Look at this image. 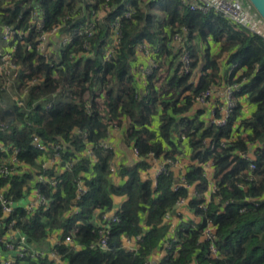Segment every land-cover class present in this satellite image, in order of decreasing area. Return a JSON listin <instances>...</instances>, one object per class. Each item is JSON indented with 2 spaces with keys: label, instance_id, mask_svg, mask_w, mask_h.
Masks as SVG:
<instances>
[{
  "label": "trees",
  "instance_id": "obj_1",
  "mask_svg": "<svg viewBox=\"0 0 264 264\" xmlns=\"http://www.w3.org/2000/svg\"><path fill=\"white\" fill-rule=\"evenodd\" d=\"M145 5L156 6L163 16L154 19L144 10ZM128 7L133 12L120 18L116 44L104 58L114 36L111 22L120 9ZM100 10L105 13L103 20L98 17ZM90 21L92 33H84ZM5 27L12 35L0 48L12 54L15 68L0 74V94L8 91L1 87L3 81L10 82L13 95L24 90L26 94L25 110L15 102H0V122L5 125L0 130V142L18 147V158L30 170L0 178V187H5L16 202L7 217H1L0 208L3 223L15 219L18 229L35 246L49 245L48 235L58 231L56 254L68 264H147L160 250L166 254L155 264H264L262 36L214 12L190 10L181 0H0L1 40ZM181 28H186L187 50L194 59L191 66L203 63L204 74L194 85L189 81L190 72L172 73L168 68L161 75L154 70L145 78L144 93L137 78L136 66L141 61L137 47L143 42L150 47L159 45L158 55L154 51L152 56L161 69L167 57L176 53L168 44ZM75 29L80 33L68 43H59L61 34H71ZM50 31L49 37L55 35L58 40L48 53L41 47V36ZM208 37L218 45L215 52ZM224 55L226 66L236 63L231 71L225 69L224 62L219 64ZM234 76V81L247 78L241 93L255 105L249 117L241 114L240 98L223 127L206 125L198 111L185 114L192 106L191 95L214 84L222 85L224 80L232 82ZM122 117L129 120L127 139L141 159L133 165H121L117 173L126 179L115 184L110 177L114 153L100 143ZM156 118L157 128L152 126ZM33 134L46 147L45 158L58 151V161L48 168L41 166V154L32 145ZM229 137L232 139L221 144V139ZM183 139L198 163L188 166L182 180L171 171L160 174L155 184L141 177L149 153L175 158ZM87 147L93 157L82 154ZM249 150L254 155L252 170L248 169L250 161L237 153ZM6 153L0 148V159ZM205 161L212 163L217 187L207 203L203 194L207 181L199 164ZM31 167L47 181L37 183ZM52 176L56 177L55 185L48 181ZM80 181L87 189L78 198ZM181 181L194 185L198 195L189 197L186 187L177 185ZM34 183L48 201L47 207L26 212V192ZM116 195L125 197L114 212L117 220L105 221L103 215L112 209ZM182 198L188 199V207L200 220H187L170 232L164 216ZM208 222L215 228L212 242L202 238ZM105 224L109 233L105 247H101L99 228ZM68 234L78 249L64 242ZM122 237L135 238V249L123 248ZM164 242L177 244L176 250L166 248ZM210 244L216 248V256H210ZM5 251L0 244V253ZM21 262L42 264L44 260L17 258L16 263Z\"/></svg>",
  "mask_w": 264,
  "mask_h": 264
},
{
  "label": "built area",
  "instance_id": "obj_2",
  "mask_svg": "<svg viewBox=\"0 0 264 264\" xmlns=\"http://www.w3.org/2000/svg\"><path fill=\"white\" fill-rule=\"evenodd\" d=\"M181 2L185 3L190 10H197L201 12H214L216 14L221 15L223 18L227 19L228 21L232 22L233 24H236L241 27H245L248 30L262 36L264 39V32L260 30V27L258 26V20H262L252 4L249 2V0H181ZM133 12V9L128 7L126 9H120V12L118 15L114 18V20L111 22V28L112 33L114 34L113 40L110 45H108L105 49V57L107 58L110 56L111 52L113 51V47L116 44V37L119 34V20L121 17H129L131 13ZM42 13L39 12L38 15H41ZM37 15V16H38ZM38 17H36L37 19ZM88 26L83 30L84 33L91 34L93 31V24L92 22H88ZM38 27H42V22L38 24ZM59 26L56 27V31L58 30ZM181 32H176L170 43L168 44V49H174L176 52L174 55H170V58L167 57V60L165 61V65H162L161 69L158 67V59L156 60L152 55L154 51H156L157 55L159 52V45H156L154 47H150V45H147L146 43H141L137 50L140 52V56L143 57L144 62H139L136 66L137 69V78L139 81V84L141 88H143V92L146 93V81L145 78L147 75H150L154 72V70L160 71L161 75H164L167 72V69L172 71V73L178 72L179 74L183 73H189L190 72V78L189 81L196 85L200 77L204 74L202 71L203 63H198L194 68H192L191 63L193 62V57L190 56L187 47L189 45V40L186 34V28H181ZM81 30L75 29L73 33H63L59 37V43L65 44L68 43L72 36L75 34H79ZM53 33L50 31L48 34H44L41 36V47L44 48L43 43L47 40L49 37V34ZM12 31L9 28H4L2 38L8 42L11 38ZM11 49V46L8 50ZM155 53V55H156ZM12 54H10L9 51H4L0 48V74L6 75L9 74V71L12 68H15V66L12 63ZM236 66V63H232L228 65V71H231ZM163 71V72H162ZM237 75V74H236ZM236 76H234L232 79V82L223 81L222 85L214 84L209 86L208 88L201 90L195 95H191L192 99V106L189 109L188 112L185 114H194L196 111L200 113V117L204 121L206 125H216L219 127H223L226 124L229 123L230 118L233 115V111L237 105V99L241 96H245L244 93H241V87L243 82L247 80V78L241 79L240 81H234ZM9 82V81H8ZM5 83V86H3L5 89H8V91L11 89L10 82L9 87H7ZM159 84V82H157ZM189 91H186L188 93ZM25 90L21 93H16L13 95L12 102H15L17 106L22 108V110H25ZM54 100L46 103V106L49 107ZM199 106H206L208 108V115L207 117H204V111H202L200 108L196 109L195 105ZM28 126H31V123L29 121H26L25 123ZM5 125L0 122V130L4 129ZM232 137H229L228 139H221V144H224L225 141L231 140ZM32 145L38 152L41 154V166L43 168H48L50 165L56 163L58 161V151H56L55 154L51 155V157L45 158V155H48L45 151L46 147L44 146L42 140L38 135L33 134L32 135ZM100 145L104 149L111 150L114 153L113 146L106 140L102 141ZM214 144H212L211 147H213ZM0 148L7 152V156L3 159H0V178L1 177H12L14 175L23 174L25 172H29L30 167L25 165L23 162L20 161L18 158V151L19 148L15 147L13 145L5 146L2 142H0ZM58 146H56V149ZM133 151L137 156V162L139 159H141L138 156L137 149L133 147ZM238 154H241L243 157L248 159L250 161L248 169L252 170L255 168L254 163L252 162V155L249 151L247 152H241L237 151ZM83 155L91 156L93 157V151L90 149V147H87L82 152ZM176 157V156H175ZM146 158H149L150 164L147 166L146 170H151V176L150 179L154 184L156 183V178L162 174L167 173L168 171H172L170 169V165L175 162L176 158H168L163 156H155L153 153H149L144 160L146 161ZM161 160L160 163L157 166L151 165V160ZM163 159V160H162ZM134 162V163H135ZM195 164L198 162L194 161ZM68 163L67 165H70ZM199 164H202L203 169V175L205 176V165L212 166L211 161H205L199 162ZM32 168V167H31ZM35 175V181L37 183L39 182H45L47 181L46 176H44L37 168H32ZM111 174L114 173L117 170V166L114 163V159L111 161L110 165ZM214 171V169H213ZM184 174V173H183ZM183 174L180 173L177 178L180 180L183 179ZM48 181L55 185L56 184V177L52 176V178H49ZM207 181V179H206ZM184 185L188 191V196H197L198 191L192 184L183 183V181L178 182L177 185ZM176 188V185L174 186ZM79 194L78 198L86 191V186L80 181L78 185ZM217 189L215 182H214V175H213V181H207V190H205L203 193L205 196V202L207 203L210 200V193L215 191ZM26 191V190H25ZM187 198H182L178 200L176 204H180L185 201ZM47 200L45 197L40 193V189L36 184H32L31 188L27 190L26 192V201L23 203V208L26 212H33L38 208H46L47 207ZM205 202L202 203V207H205ZM16 206V202L13 200L11 195H8L6 193L5 187H0V208L2 212L1 217H7L12 212L14 207ZM242 210V209H239ZM171 211L167 212L164 216V219L170 218ZM103 218L105 221H116L117 217L112 212H107L103 215ZM195 223V222H194ZM197 223V222H196ZM0 227L3 229V232H0V244H2L6 251L5 253H0V264H18L16 263L17 258H31L34 260H44L42 264H68L64 260H62L57 254H56V243H58L60 240L56 242V236H52L51 234L48 235L47 241L49 242V248L45 249L42 248V246H35L33 244H30L25 236V234L21 233V231L16 226V220L15 219H7L6 223H3L2 220H0ZM214 225L211 222H208L206 226L204 227L202 231V238L205 240H208L210 242L214 239ZM174 230V225L169 224V231L172 232ZM73 233V231H72ZM99 233L101 234V238L99 241V244L101 247H105L106 239H107V233H109V227L107 224L102 225L99 228ZM127 241H134L136 242V239H139L140 237L137 236L135 238H127L122 237ZM121 238V239H122ZM64 242L72 245L73 248L78 249L79 245L74 243L72 235L68 234L64 237ZM165 247L168 249L173 248V251L176 250L177 244L173 245L169 242H164ZM135 245L133 247H128V250H134ZM164 253L162 256L166 254V250L163 251ZM161 256V257H162ZM210 256H216V248L213 246V244H210ZM156 261L151 258L147 261V264H155ZM19 264H25L23 262Z\"/></svg>",
  "mask_w": 264,
  "mask_h": 264
},
{
  "label": "crops",
  "instance_id": "obj_3",
  "mask_svg": "<svg viewBox=\"0 0 264 264\" xmlns=\"http://www.w3.org/2000/svg\"><path fill=\"white\" fill-rule=\"evenodd\" d=\"M148 7H150V9L157 8L156 6H153V7L148 6ZM144 10H146V8ZM146 12H148V10H146ZM159 14L161 15V17L163 16V13L161 11ZM153 18L157 19L154 16ZM258 26L260 27V30L264 32V21L263 20H258ZM207 39L209 41V47L212 49L213 52H215L218 48L217 43L215 41H212L210 37H208ZM225 56L226 55L222 56L219 59V64H221L222 62L225 63V61L223 60ZM140 59H141L140 61L141 63L144 62L143 57H141ZM225 66H226V63H225ZM226 68H228V66H226L225 69ZM223 69L224 68L222 67V70ZM240 104H241V114H243L245 117H249L252 114L255 108V105L253 103L248 102L245 96L240 97ZM195 108L196 109L200 108L202 111H204V117H207L208 108L206 106L204 105L199 106L196 104ZM236 122L238 121H235L234 125ZM156 125H157V118L154 120L152 126L157 128ZM128 126H129V120L125 117H122L120 118V121L117 125L111 126L108 130L107 141L114 148L113 159H114L115 165L117 166V170L121 165H126V166L133 165L134 162L137 160V156L133 151L131 142L128 141L127 139ZM249 152L251 153L253 157L254 156L253 150H249ZM191 155H192L191 147L189 146L188 142L183 139L180 145V151L179 153H177L175 157L176 158L175 162H173L170 165V169L172 170L171 172L174 173L176 178L179 176L180 173L183 174L185 170L188 168V166L194 164V160L191 158ZM149 160H150L149 158H146V162L148 163V166L150 164ZM160 161L161 160H158V159L151 160V165L157 166L160 163ZM146 168L140 171V175L144 179H148L151 176V170L150 169L146 170ZM117 170L114 173H112L110 177L115 184H120L124 182L126 177L124 178L120 177L119 174L117 173ZM205 176L208 181V184H209V181L210 182L213 181V168L211 167V164L205 165ZM124 198L125 197L121 195L113 196V204H112V209L110 210V212L112 213L116 212L120 208V205L123 202ZM187 220H190L193 222H199L200 220V218L197 215H195L193 211L188 207V199H185V201L180 204H176L174 209L171 211L170 218L164 219L165 222H169V224L174 225V228H176L179 224ZM59 234L60 233L58 231L51 233L52 236H56V242L60 240ZM121 240H122L123 248L127 250H128V247H133L135 245L134 241H127L124 238H122ZM163 253L164 252L161 250L157 251L155 254H152L150 258L152 260L154 259V261H157L161 258Z\"/></svg>",
  "mask_w": 264,
  "mask_h": 264
},
{
  "label": "rangeland",
  "instance_id": "obj_4",
  "mask_svg": "<svg viewBox=\"0 0 264 264\" xmlns=\"http://www.w3.org/2000/svg\"><path fill=\"white\" fill-rule=\"evenodd\" d=\"M78 3V2H77ZM81 4L78 3L76 6L79 7ZM144 8H146V10H148V12H150L155 18L159 19L161 18L160 10L158 8L155 9H150V7H148L147 5L144 6ZM105 13L103 11H99L98 17L100 18V20H103V18L105 17L104 15ZM49 38V39H48ZM46 41H44L43 46L45 47V52L48 51V53H50V51H52L54 49V47L56 46V42L58 40V37H55V35H51L50 37H48ZM7 42H5V40H1L0 39V46L3 47L4 44H6ZM163 72V71H162ZM7 87H9V82H6ZM5 86V81H3V83L1 84V87ZM12 95L13 92L7 91V93L4 94H0V102L6 105H9L12 103ZM3 97H5L4 99H2ZM49 247L48 244H44L42 246V248L47 249Z\"/></svg>",
  "mask_w": 264,
  "mask_h": 264
},
{
  "label": "water",
  "instance_id": "obj_5",
  "mask_svg": "<svg viewBox=\"0 0 264 264\" xmlns=\"http://www.w3.org/2000/svg\"><path fill=\"white\" fill-rule=\"evenodd\" d=\"M260 18L264 21V0H249Z\"/></svg>",
  "mask_w": 264,
  "mask_h": 264
}]
</instances>
